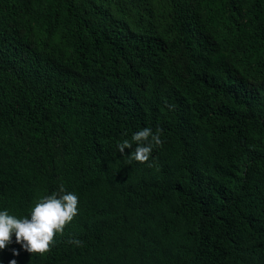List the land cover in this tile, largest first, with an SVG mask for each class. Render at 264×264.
Instances as JSON below:
<instances>
[{"label":"trees","instance_id":"obj_1","mask_svg":"<svg viewBox=\"0 0 264 264\" xmlns=\"http://www.w3.org/2000/svg\"><path fill=\"white\" fill-rule=\"evenodd\" d=\"M142 1L0 0V211L79 197L0 264H264V0ZM146 127L163 146L128 163Z\"/></svg>","mask_w":264,"mask_h":264},{"label":"clouds","instance_id":"obj_2","mask_svg":"<svg viewBox=\"0 0 264 264\" xmlns=\"http://www.w3.org/2000/svg\"><path fill=\"white\" fill-rule=\"evenodd\" d=\"M171 111L174 105H167ZM162 129L153 131L150 127L143 128L117 144L118 152L126 157L127 162L144 164L150 160L153 149L162 147ZM133 144L135 147L133 148ZM126 149H133L130 154ZM151 167V164H148ZM79 214V197L72 192H66L63 184L58 192L40 197L30 210V216L18 218L7 210L0 211V250L15 243L31 255L44 257L55 246L56 236L63 235L65 228ZM70 243L81 246L82 241L71 239ZM14 255L18 253L13 251ZM11 264H15L12 261Z\"/></svg>","mask_w":264,"mask_h":264},{"label":"rangeland","instance_id":"obj_3","mask_svg":"<svg viewBox=\"0 0 264 264\" xmlns=\"http://www.w3.org/2000/svg\"><path fill=\"white\" fill-rule=\"evenodd\" d=\"M151 2L152 1L137 2V0H107V3L109 4V7L111 8V10L113 11L122 10L127 20L130 18L132 19L134 18L136 19L137 22H140V21H139L138 15L136 14V11L141 10L142 5L149 6V3ZM133 4L136 5L135 8L133 7Z\"/></svg>","mask_w":264,"mask_h":264}]
</instances>
